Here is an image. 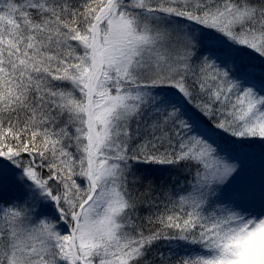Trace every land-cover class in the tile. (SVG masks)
Segmentation results:
<instances>
[{
  "label": "snow or ice",
  "instance_id": "obj_1",
  "mask_svg": "<svg viewBox=\"0 0 264 264\" xmlns=\"http://www.w3.org/2000/svg\"><path fill=\"white\" fill-rule=\"evenodd\" d=\"M0 264H264V0H0Z\"/></svg>",
  "mask_w": 264,
  "mask_h": 264
}]
</instances>
